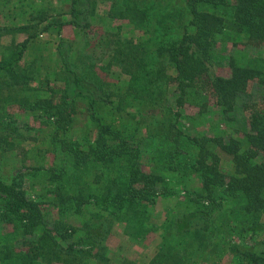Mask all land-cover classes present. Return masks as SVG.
Here are the masks:
<instances>
[{
  "label": "trees",
  "instance_id": "1",
  "mask_svg": "<svg viewBox=\"0 0 264 264\" xmlns=\"http://www.w3.org/2000/svg\"><path fill=\"white\" fill-rule=\"evenodd\" d=\"M106 1L110 9L101 13L99 5ZM171 1L60 0L62 5L55 7L54 0H47V10L35 8L34 0H17L19 11L5 16L8 24L0 26V38L27 37L7 46L0 40V102L5 88L6 100L24 108L31 104L28 93H51L42 99L46 108L41 116H56L59 150L43 168L41 191L30 195L20 182L5 179L2 157L14 147L9 134L15 128L0 123L2 264H133L111 257L107 239L113 225L122 220L127 236L145 239L156 227L145 221L146 204L170 191L166 173L174 170L201 175L198 197L203 201L168 226L178 233L207 228L227 202L237 203L243 215H259L231 228L248 239L230 243V253L237 264H264V95L242 137L222 127H231L237 98L250 82L264 85V69L241 50L227 55L219 46L228 36L234 46L264 43V0H236L229 11V0H180L182 6ZM117 19L128 21L142 37H125ZM67 24L76 28L83 44L74 50L81 58L77 65L69 54L73 42L62 35ZM54 32L59 67L41 70L35 59L23 67L30 46L42 42L40 35ZM114 66L121 69L116 81L110 76ZM217 66L229 68V74H219ZM201 80L209 83L218 108L212 135L197 130L200 117L210 112ZM52 83L57 89H48ZM170 84H175L173 93ZM136 106L145 108L132 115ZM187 106L197 114H184ZM81 113L88 122L78 127ZM182 117L192 124L191 132L181 127ZM222 155L232 158L234 173L222 169ZM145 157L150 158L149 172ZM90 208L95 213L89 215ZM68 215L79 225L68 222Z\"/></svg>",
  "mask_w": 264,
  "mask_h": 264
},
{
  "label": "rangeland",
  "instance_id": "2",
  "mask_svg": "<svg viewBox=\"0 0 264 264\" xmlns=\"http://www.w3.org/2000/svg\"><path fill=\"white\" fill-rule=\"evenodd\" d=\"M34 1L35 8L48 10L51 6L47 4V0ZM59 1L54 0L53 6H61L62 4ZM229 1L228 11L233 8L236 0ZM171 4L182 6L180 0H173ZM110 6L111 3L106 1L100 3L98 9L101 13H104L110 9ZM10 11H19L17 0H0V26L8 24V19L5 16ZM53 13L55 14V12ZM68 18L69 16L66 15L64 19ZM114 23L123 24L125 37L134 41H138L143 35L141 31L129 25V22L126 20L117 19ZM62 35L64 38L70 40L71 44L73 42L69 54L71 59L75 61V65H77L76 63L81 58L78 53L79 58L76 59L74 50H80L83 47V44L80 42V36L72 24H67L63 27ZM26 37V33L8 34L2 36L0 40L2 45L7 46L14 41H23ZM230 37L228 36L226 40H222L219 43L220 48L227 55L234 53L236 50H241L259 67L264 69V43L234 46ZM39 39L42 42L39 45L30 46L29 53L20 64L25 67L35 59L38 69L43 70L46 68L53 71L55 67H59L61 64L58 55L59 37L55 32L44 33L40 35ZM110 71L111 73L115 71L112 75H109L112 76V81H116L121 69L118 66H114ZM216 71L223 75L229 74V68L227 67L221 68V66H217ZM40 72L42 73V71ZM104 73L108 72L104 71ZM168 73L176 75L174 69H168ZM204 81L201 80L199 83L210 99V112L200 117L201 125L197 127V130L212 135V123L217 121L215 113L218 108L209 83ZM32 84L34 86L39 85L38 82H33ZM120 85L125 89L123 83ZM174 87L175 84H170V93H173ZM50 88L57 89V86L52 83L48 89ZM118 92H121L120 88L114 91L115 94H118ZM8 94L9 92L6 88L1 91L3 98L0 102V123H8V125L15 128V131L9 134L14 147L12 150L6 151L2 157L3 173L6 180L11 181L15 179L21 183L20 186L29 192L30 195H35L41 191L45 183L43 168L48 167L55 161L56 158L54 159V156H56L59 150V145L54 140L56 124H58L56 116H41V113H44V109L46 108V104L42 99L49 98L52 94L44 91L28 93L31 104L27 103L26 108L20 104L7 101L6 96ZM263 95L264 85L259 84L258 80L251 81L248 89L237 98L236 107L233 111L234 118L230 124L231 127L228 128L225 124H222V127L226 128L231 134L242 137L248 129V121L252 115L262 108ZM54 101H57V99ZM114 102L118 103L117 96H114ZM33 107H37V109L35 110ZM136 107L135 110H132V115L137 114V111L145 108ZM183 113L186 115L197 114L195 108L192 106H187L186 109H183ZM87 118L86 114H79L77 116L78 127L85 126L88 122ZM187 120L186 117H182L180 122L181 127L191 132L188 128H192V124H188ZM81 131L83 132L84 128ZM155 147H157V143L154 144ZM180 153L181 157H184L185 152ZM191 155L195 157L193 152ZM144 159V168L149 172L150 158L145 157ZM182 165H185V159H182ZM221 167L225 172L234 173L235 165L230 156H221ZM166 174L168 177L167 186L170 191L166 194H156L154 201L146 204V207L148 205L146 216L148 218L145 221L150 227L154 225L156 227L147 233L145 239L137 240L125 234L126 222L122 220L115 221L111 234L107 239V245L109 246L110 255L113 260L119 262L121 258L125 257L133 264H184L185 262L186 264H237L235 257L230 253L229 245L232 242L244 244L248 238L243 237L241 239L234 229L231 228L236 227L237 222H242L245 219L246 221H250L259 214L243 215L241 211L236 210L239 209L237 203L227 202L226 204L228 205L217 212L212 219L208 220L209 226L207 228H193L185 233H178L173 230L172 226H168V224H170L176 215L190 212L200 206V202L203 199L201 200L198 197V193L202 189V178L197 171H190L186 175H183L182 170H174ZM92 213H95V210L90 208L88 214L91 215ZM67 217L66 220L68 222L79 225L78 219L72 218L70 215ZM262 237V234H260L255 239ZM0 264H2L1 261Z\"/></svg>",
  "mask_w": 264,
  "mask_h": 264
}]
</instances>
